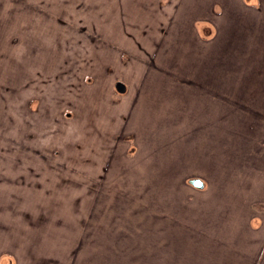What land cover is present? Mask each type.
<instances>
[{
    "label": "rangeland",
    "instance_id": "obj_1",
    "mask_svg": "<svg viewBox=\"0 0 264 264\" xmlns=\"http://www.w3.org/2000/svg\"><path fill=\"white\" fill-rule=\"evenodd\" d=\"M197 1L199 2L198 4L195 2L194 5H189L193 6L190 9L193 14H188L184 21H189L192 17L198 16L213 18V21H215L217 18H215L212 11V2L215 0H208V5H205L207 0ZM222 1L223 5L227 7L226 21L223 22L226 24L218 25L216 36L214 39L213 37L209 39L211 42H208V44L202 43L198 36H196L195 40L193 33L190 34L185 31L181 33L183 40L168 43L162 42L158 49L160 50L158 55H162V60H164L161 64L155 61L148 66L151 78H144L141 75L142 82L145 79L147 90L143 89V87L140 89L141 85L137 87L142 92L139 94V104L132 109V116H134L136 122L134 129L136 130L137 128V130L144 131L147 138H137L133 144L134 151L131 152L128 142H125L123 137V133L127 134L130 128L122 131L121 125L124 121H120V125L119 127L117 126L114 134L115 136L118 135L119 138H116L117 142L114 145L113 160H108L104 156L106 154L105 151L99 154L95 142L91 141L88 143V147L92 149L91 155H95L97 158L95 163L94 158L91 156L89 158L91 160L84 162L79 160V157L83 156V151L79 154V151L70 148L67 140L59 141L57 139L49 145L46 144L48 137H41L42 140L39 138L34 139L35 133L30 132V130L31 124L36 123L37 119L35 120L33 114L32 118L26 107L30 97L35 95L33 90H60V86L55 84L57 80L55 72L58 70V63L54 61H56V57H67L68 50L66 51V48L72 49L74 54L78 52L79 55L83 56L86 54L94 55L95 46L84 39L85 32L80 28H72L70 32H68L69 30H64L63 27L66 25L63 23L64 19L61 13L63 12V0H0V22H2L0 23V203L2 206V196H4L5 202L8 203L4 214L12 219V222H8L6 225L7 231L6 226L0 223L3 231L0 246H2L4 241L14 244L16 239L15 230H22V224L15 223L14 218L18 214V208L16 209L15 206H10L9 204L18 203L17 195L21 193L29 194L30 191L25 190L33 188L35 189L33 192L35 194L38 193L37 198L40 203H42L44 198L55 197L69 199L67 202L69 201L70 204L68 212L66 211L67 217L66 213L62 214V207H58L57 210L59 212H55L56 219L59 216L60 218L64 216V221H67L61 229L55 228V232L63 230L69 237L62 240L55 237L52 240L54 247L52 245L46 246L45 244L43 250L47 251L49 248V250H54V252L58 253L60 249L57 248V243L62 242L63 244V241L66 244L68 243V245L74 246L79 240L76 238L78 231L85 229L88 232V230H91L90 227H93L92 230L96 229L95 234L99 235L100 238L90 241L81 238L80 244H77V250L78 245L80 249L77 251V255H74L75 258L72 256L71 264H83L84 261L91 264L92 262L95 263L99 258L103 260L104 264H110L112 261L111 257L117 262L116 264H129L130 258H134L132 264H142L144 255L142 257V254L137 255L138 253L136 252L142 251V238H134V235L138 236L136 231L140 230L141 232L142 229V221L138 222L140 219L138 217L142 215V212H139L138 215L135 213L141 210L142 206H135L134 204L141 205L143 200L149 199L166 200L167 205H169L166 208L172 211L176 209L174 204L178 200L197 198L193 191L195 187L189 183L190 178L200 177L205 183L206 180L208 182L216 181L214 175L209 172L211 170L209 165L211 158L208 150L206 147L199 148V150H197V146L194 147L196 143L194 134L199 128L189 125H187L188 127H181L187 112H190L192 118L196 119L194 114L198 113V104L209 102L212 97L210 94L211 90L232 91L230 96L216 93L213 96V101L217 105L215 107V119H219L221 113L231 109V112H236L238 116L235 117L232 114L234 120H238L242 111L246 110L250 121L241 120L235 122V124L233 123L232 132L248 135L250 139H253L251 148H255L256 144L254 145V142L257 141L258 143L260 140L256 138L257 136L254 134L251 125L260 115L256 110L259 105L255 103L256 97L260 96H256L254 92V90L258 89L251 87L248 89L250 92L246 95L239 93V90H241L240 73L249 69L254 73L256 64L255 46L247 47L246 51L249 52L244 58L238 53L231 56L230 54L223 55V45L224 42L228 41L233 44L234 38L244 39L245 29L248 30L246 40L254 41V36L251 37V34L249 35L251 33L249 29L253 27L251 24L256 19L254 18L255 11L253 6L257 0H246V2L248 1L247 4H244L243 0ZM32 3L40 7L38 15H32V21L29 19L31 16H24L14 25V28L11 29L9 27L6 31L3 30V16L9 18L14 16L1 14V11L17 10V12H20L23 7L32 5ZM45 7L49 10L48 14H44L45 12L41 11ZM162 12L164 14V11ZM203 13L205 15H202ZM21 20H27L29 28L26 29V23L23 24ZM20 21L24 29L17 28L20 29L17 31L15 28ZM31 22L36 23V25ZM194 23L198 28L202 25L200 20ZM77 26L82 27L83 25L77 24ZM62 34H64L63 40ZM49 35L50 38L48 39ZM212 41L215 42L214 50L210 51L208 49H212ZM46 43L51 45L45 46ZM154 47L152 45V50ZM202 47L206 52L197 53V49ZM237 49L239 50V47ZM102 50L103 48H100L101 55ZM101 55L94 57L97 58V62L105 61V58ZM233 56L236 57V60L239 58L240 63L229 69L230 76L227 79L228 81H225L226 66L234 59ZM123 58L126 61L128 57L123 56ZM241 59L243 60L242 64ZM176 62L180 64L178 68L175 66ZM20 64L22 65L21 69ZM61 64L59 63V65ZM126 64L128 65L129 62ZM123 69L120 63L115 65L116 73L118 70V74L125 76V80L130 82L132 80L131 74L127 71L123 73ZM20 77H23V79ZM243 79L244 77L241 78V81ZM149 82H154L155 90L148 88ZM129 86L133 87L128 97L131 104L135 98L134 95L138 94L139 90L137 88L134 89L132 82L129 83ZM67 91L70 92V100L76 102L80 98L84 107H87V103H92L91 98L87 97L85 90ZM127 95L124 94L122 96L125 97ZM117 96L122 97L119 94ZM94 102L91 114L96 121V127L109 130L110 122L105 120L102 115L103 109L101 108L102 101L100 97ZM96 102L97 107L95 109ZM22 104L26 108L22 107ZM191 106L193 110L189 111ZM39 108L40 106L38 105L35 110L36 114L40 112ZM49 111L50 113L53 111L55 117L60 114L61 122L67 123L68 126H78L76 121H71L74 118L67 119L65 117V109L60 111L50 109ZM128 113H124V115H128ZM121 114L123 113H116V116L119 117ZM245 123L246 127L243 126ZM133 125L128 123V127L130 126L131 129H133ZM173 129L188 130L186 133H188L189 140L184 143L183 147L180 146L181 151L178 153L174 145L176 137L172 133ZM159 130L162 133H158ZM164 131L167 132L164 134ZM91 140H95V138L93 137ZM160 140L162 143L159 142ZM83 142V140H80L78 145L82 147ZM57 146L60 148L58 149ZM262 146L264 145L257 144L258 149H261ZM73 152L77 154L74 153L70 156ZM262 161L264 165V158ZM86 170L88 172H85ZM179 182H182L181 186L175 185V183ZM158 186H160V189ZM175 187L180 188L175 189ZM90 198L95 199L99 204L103 203L100 204L102 205L101 207H95L99 211V214H97L98 222L95 220V225L94 223L85 225V218L82 215H78L81 209L80 205L85 204V199ZM198 198L206 200L214 199V196L206 193ZM23 199L30 200L29 197ZM116 200L119 201L117 207L114 205ZM132 204L133 206H131ZM0 210L2 211V209ZM116 210L119 214L117 218L111 220L110 216L115 215ZM126 211H129L127 217ZM130 211H133V214H130ZM26 214L29 215L30 213L25 211L24 214L22 213L24 216ZM131 218H133L134 224H132ZM27 224L25 223L24 225ZM9 230L11 231L7 233ZM128 232L133 235L131 237L128 236ZM7 235H10V237H7ZM109 235L112 237H108ZM27 241L30 240L27 239ZM95 242L97 243L93 244ZM85 246L96 248L101 246L102 250L94 251L92 248L85 250ZM100 252L102 256H100ZM55 257L61 258L57 255ZM2 258L4 261L7 260L5 258L10 259L11 262L15 260V257L8 252H2ZM57 261L55 264H63L61 261Z\"/></svg>",
    "mask_w": 264,
    "mask_h": 264
},
{
    "label": "crops",
    "instance_id": "obj_2",
    "mask_svg": "<svg viewBox=\"0 0 264 264\" xmlns=\"http://www.w3.org/2000/svg\"><path fill=\"white\" fill-rule=\"evenodd\" d=\"M261 1L263 6L255 11L254 18L256 19L251 24L253 25L252 29H249L251 30L249 35L254 36V41L246 40L248 30L245 29V38H234L233 43V47H239V55L244 58L249 52L246 51L247 47L255 46L254 73L250 69L240 73L241 90L239 93L246 95L250 92L248 89L251 87L258 89L254 92L256 96H260L255 99L256 105H259L256 110L260 115L251 126L260 142L255 141V148L252 149L253 139H250L245 133L232 132L233 123L249 120L250 117H247L246 110L242 111L238 120H234V116H238L236 112L232 113L231 109L221 113L219 119H215V107L217 105L213 101V96L215 93L230 96L231 90H211L212 97L209 102L198 104V113L194 114L196 119L192 118L190 112H187L181 127L189 125L199 128L194 134L196 136L194 147L197 146V150L206 147L208 150L211 158L210 164L208 163L211 167L209 172L214 175L216 181L208 182L206 180L202 188L194 186L193 191L197 198L178 200L174 204L176 209L172 211L166 208L169 206L166 200H143L141 205L133 203L135 206H142L141 210L135 212L137 215L142 212V215L138 217V219L140 218L138 222L142 221V229L141 232L140 230L136 231L138 236L134 235V238H142V251H136L137 255L142 254V257L144 255L142 264H264V165L262 161L264 146L261 149L257 147V144L264 145V0ZM195 2L199 3L197 0H63V12L61 13L64 19L63 23L66 25L63 28L66 31L69 30L68 32L72 28H85L83 31L85 32L84 39L93 43L96 57L101 55L100 48H103L102 55L105 61L115 63V65L120 63L124 68L123 73L127 71L134 80L140 82L141 75L144 78H151L148 67L151 63L158 61L161 64L163 62L162 55H158L160 51L158 49L162 42L183 40L181 33L185 31L190 34L193 33L196 40L198 27L194 22L200 20L202 21L201 26H204L208 18L198 16L192 17L189 21H184L188 14H193L190 10L193 6L189 5H194ZM205 5H208V0ZM39 9L40 7L32 3V5L23 7L20 12L18 11L19 13L17 10L1 11V14L14 16L11 18L3 16V30L6 31L9 27L14 28V25L24 16H31L29 19L32 21V15H38ZM41 11L48 14L49 10L45 7ZM21 21L15 30H20L17 28L24 29L21 26ZM170 22L174 24L172 34L161 32V26H166ZM22 23H26V29L29 28L27 20H23ZM32 24L36 25V23ZM77 24L83 26L78 27ZM63 37L64 34H62V40ZM47 45L51 44L46 43L45 46ZM152 45L155 46L153 50ZM200 49L204 51L203 47ZM200 49H197L196 52L199 53L198 50ZM109 54L110 56H108ZM123 56L128 57L126 61H124ZM233 58L231 63L226 66V70L240 63L239 58L238 60L235 59V56ZM242 62L241 59V64ZM21 67L20 64V69ZM123 77L125 78V76ZM242 77L244 79L241 81ZM20 78L23 79V77ZM228 78L224 80L228 81ZM153 84L154 82H149L148 88L150 90H155L156 87ZM128 97L117 96L115 98L117 103L114 106V115L130 111L131 104ZM190 110H193L192 106L191 109L189 108ZM102 115L105 120L111 117L110 111L107 109L102 111ZM243 126L246 127V123ZM187 131L185 129H173L177 153L181 151L180 146L183 147L184 143L189 140ZM165 132L167 131H164V134ZM158 133H162L161 130ZM200 136L202 137L200 138ZM207 140L209 141L206 142ZM159 142L162 143L161 140ZM194 147L192 148L194 149ZM175 185L181 186L182 182L175 183ZM158 187L160 189V186ZM179 188L175 187V189ZM23 189L25 190V188ZM34 190L33 188L25 190L30 191V193L18 194V203L9 204L15 206L16 209L18 208L17 211L20 215L17 214L14 218L15 223L22 224V230H15L14 244L2 242L0 264H55L57 260L63 264H71L72 256H76L80 249L78 245L77 250V244H80L81 238L90 241L98 239L100 236L95 234L96 229L92 230L93 227H90L92 231L88 230V232L85 229H80L76 236L79 239L76 245L71 246L63 241V244L62 242L57 243V248L60 249L58 253L49 250V248L47 251L43 250L45 244L54 247L52 240L55 237L60 240L69 237L63 230L55 232V228L61 229L62 226H65V222L67 223L64 221V216L61 218L59 216L56 219L55 212H59L58 207L63 208L62 214L68 212L70 204L69 201L67 202L69 199L55 197L44 198L45 200L42 199V203H40L37 198L38 193L35 194ZM206 193H210L214 199L203 200V198H198ZM25 197H29L30 200L23 199ZM5 201L6 199L2 196L0 223H3L4 226L8 222H12V219L4 214L8 205ZM100 204L95 199L90 198L85 199V204L80 205L81 209L78 215L85 218V225L88 223L96 224L95 220H97L99 211L95 207H101ZM24 211L30 214L24 216L22 215ZM128 212L126 211V217ZM132 212L130 211V214H133ZM87 217H89L88 220H86ZM110 218L112 220L113 215ZM131 222L134 224L133 218H131ZM25 223L28 224L24 225ZM5 228L7 231V226ZM2 234V226L0 225L1 240ZM132 235L128 232V236L131 237ZM108 237L112 236L109 235ZM96 247L85 246L84 249L102 250L101 246ZM2 252L11 253L15 260L11 262L10 259L5 258L7 260L4 261ZM101 254L100 252V256H102ZM55 255L61 258L55 257ZM133 259L130 258L129 264H132ZM111 260L110 264L117 263L113 257ZM83 264L89 263L84 261ZM91 264H104V262L99 258Z\"/></svg>",
    "mask_w": 264,
    "mask_h": 264
},
{
    "label": "flooded vegetation",
    "instance_id": "obj_3",
    "mask_svg": "<svg viewBox=\"0 0 264 264\" xmlns=\"http://www.w3.org/2000/svg\"><path fill=\"white\" fill-rule=\"evenodd\" d=\"M244 4H247L246 0H243ZM262 1L257 0L256 4L253 6L254 11L257 9L262 8ZM212 11L215 15V21H213V18H208L206 21V25L200 26L197 29L198 37L200 38V41L202 43L211 42L209 41L210 38L216 36L215 34L218 31V25H225L226 23H223L226 21L227 16V7L223 5L222 0H215L212 2ZM218 20V22H216ZM172 22L166 26H161L160 30L163 33L172 34ZM196 27V25H195ZM85 28H82L81 30L84 31ZM245 34V33H244ZM248 34V33H247ZM214 41H212V49L209 48L208 50H214ZM224 50L223 55L225 54H232L235 53L239 54V50L236 47H233V44L228 41L224 42ZM232 47V48H231ZM68 55L67 57H56L54 62L58 63L57 68L58 70L55 72L56 76V83L60 86V90H33L35 95H32L29 99V105L27 104V110L29 113L34 115V118L36 120V123H32V127L30 132H34V139L39 138L42 140L41 137H48V142L46 144H51L57 139L59 141L67 140L68 145L70 148H72L75 151H79V154L83 151V156L79 157V160H82V162L86 160H91L89 158H94L95 163L97 162V158L94 155H91L92 149L88 147V143L93 141L95 142V146L97 147V150L99 151V154H102L103 151L106 152L104 155L108 158V160H113V154H114V145L117 142L116 140L119 138L118 135H114L115 131L117 130V126L119 127L120 121L122 122V131L130 128L128 133H123V137L125 142H128V147L131 149V152L134 150L133 144L136 142L137 138L140 139L141 137L143 139H146V135L144 131L136 130L134 129L135 126V118L132 116V109L139 104V99L142 90L140 89L143 87V89L147 90V86L145 83V79L142 82V80L139 82V80H134L132 77V82L134 89L139 87L138 94H135V98L131 102V108L128 113V115L121 114V116L114 115V106L117 103L115 100V97H117V94L124 95L128 94L130 90L133 89L132 86H129L128 80L126 81L125 78L121 75H119L118 70L116 73L115 65L112 62L104 61V62H97L94 58V55L92 54H86V55H79L78 52L75 54L72 53V49H67ZM233 51V52H232ZM199 53H205L202 49L198 50ZM54 55V54H53ZM62 59V60H61ZM59 63H62L59 65ZM66 64V65H65ZM179 63L176 62L175 66L176 68L179 67ZM56 68V67H55ZM226 74L224 76V79L228 78L230 76L229 69L226 70ZM140 84V85H139ZM177 84V83H176ZM146 86V88H145ZM67 90H85L87 93V97L89 96L92 100V103H87V107H84L82 104V101H80V98L77 99L76 102L69 99L70 92ZM100 97L102 104L101 108L103 110L110 111V116L108 118V121L110 122L109 130H106L105 128H97L95 123V119L93 118L91 112L93 109V104H95L94 100H98ZM39 113L36 114L35 110L38 107ZM133 106V107H132ZM149 106V104H148ZM21 107V105H20ZM22 107L26 108L23 104ZM97 107V102L95 105V109ZM100 107V106H99ZM105 108V109H104ZM50 109H56V111H60L61 109L66 110L65 117L67 119H73L71 121H76L78 126H68L67 123L61 122V116L58 114L56 117L54 116L55 113L51 111ZM148 111V110H146ZM42 112H44L42 115H40ZM84 112V113H83ZM87 112V113H86ZM32 115V118H33ZM40 117V118H38ZM40 120V123H39ZM128 123H131L133 126V129L131 127H128ZM63 128V129H62ZM67 131V132H65ZM119 131V129H118ZM126 134V135H124ZM50 136V137H49ZM95 138V140H91L92 138ZM117 138V139H116ZM33 139V140H34ZM62 139V140H61ZM74 140H83L82 147L78 145L79 141ZM47 141V140H46ZM85 143V144H84ZM132 144V145H131ZM131 145V146H130ZM58 149L60 148L57 146ZM80 149V150H77ZM56 151V150H54ZM60 153H62L60 151ZM75 152L71 153L74 154ZM56 154V153H55ZM77 154V153H75ZM78 154V155H79ZM91 156V157H90ZM96 159V160H95ZM92 162V161H91ZM86 169V167H85ZM85 172H88L86 170ZM198 177H192L189 179V183L193 186L190 181L192 179H195ZM150 189V188H149ZM132 201V200H131ZM156 201V200H155ZM118 200L114 201V205L118 206ZM117 211V210H116ZM118 213V211H117ZM116 213V214H117ZM116 214H113V218H116ZM118 215V214H117ZM112 218V219H113Z\"/></svg>",
    "mask_w": 264,
    "mask_h": 264
},
{
    "label": "water",
    "instance_id": "obj_4",
    "mask_svg": "<svg viewBox=\"0 0 264 264\" xmlns=\"http://www.w3.org/2000/svg\"><path fill=\"white\" fill-rule=\"evenodd\" d=\"M190 182L198 188H202L204 186V182L200 178L192 179Z\"/></svg>",
    "mask_w": 264,
    "mask_h": 264
}]
</instances>
